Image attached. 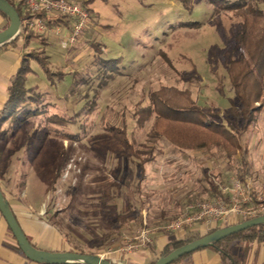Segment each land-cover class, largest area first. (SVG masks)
<instances>
[{"label": "rangeland", "instance_id": "rangeland-1", "mask_svg": "<svg viewBox=\"0 0 264 264\" xmlns=\"http://www.w3.org/2000/svg\"><path fill=\"white\" fill-rule=\"evenodd\" d=\"M89 9L98 16L92 15L88 33L72 49L62 50L53 37L44 38L48 50L40 44L26 49L49 56L50 68L64 73V80L56 77L51 87L43 68L31 62L36 74L29 85L39 86L43 95L39 105L25 109L37 115L38 106L44 113L33 118L23 111L10 125V135H0V149L14 162L10 171L24 176L31 201L45 200L43 211L58 235L75 249L95 254L123 242V233L138 231L134 224V234L121 228L118 214L136 210L144 225L159 231L188 202L212 199L207 179L229 187V180L237 178L239 156L227 161L216 148L179 151L156 137L155 118L140 127L134 112L150 105L153 92L176 87L191 90L200 106L219 111L223 121L236 100L228 65L239 54L241 19L232 12L218 13L211 0H195L192 12L174 0H99ZM192 23L200 25L186 26ZM91 42L100 43L103 59L121 60V73L103 87L107 73L94 62L97 52ZM124 121L137 148L145 144L156 150L144 176L138 161L122 156L125 146L118 132ZM244 139L250 148L247 179L262 204L264 114Z\"/></svg>", "mask_w": 264, "mask_h": 264}, {"label": "trees", "instance_id": "trees-1", "mask_svg": "<svg viewBox=\"0 0 264 264\" xmlns=\"http://www.w3.org/2000/svg\"><path fill=\"white\" fill-rule=\"evenodd\" d=\"M93 1L95 0H79L82 6L90 12L91 17L93 13L89 9V5ZM174 1L180 3L188 12H192L194 9L195 0ZM211 1L215 5V9L218 13L232 12L241 19L236 36L239 54L231 59L228 65V75L236 100L231 101L230 108L222 116L223 121L220 120L221 113L219 111L208 110L200 106L198 101L193 98V92L191 90H180L176 87H162L158 91L153 92L151 94L150 105L134 112V116L140 127H143L146 122L155 118L153 132L156 137L165 140L179 151L199 152L216 148L223 152L224 158L227 161H232L239 156L241 169L238 171L236 179L245 182L249 174L250 148L248 144L245 143L244 138L253 131L254 126L258 124L260 117L264 114V0ZM8 2L14 6L21 19L33 17L25 10L23 4L9 0ZM0 14L6 17L2 12H0ZM34 17L45 18L44 15L39 14ZM47 21L50 26H56L59 25L60 22H63L64 18L55 20L47 19ZM193 25L198 26L200 23L187 24L186 26L192 27ZM7 27H9V25ZM21 39L24 40L26 46L32 41L43 46H48L49 44L41 36L27 29H22L19 36L10 43V46L15 45ZM90 45L97 52L94 62L103 67L107 73L106 80L100 84V87H103L107 84V79L111 80L114 75L121 73V60H105L101 57L102 51L100 48L102 46L100 43L91 42ZM31 60L38 62L43 68L47 79L51 83V87L55 86L56 77L60 81L64 80V73L61 72L56 74L50 68L49 56L43 57L42 54L38 52L26 54L21 61L19 69L10 80L7 101L0 112V135H10V129H12L10 125L18 121L23 111H27V114H33L31 108H29V110L25 108L28 105H39L40 103L43 92H41L39 86L29 85L30 75L34 73L30 67ZM68 92L69 95L72 94L74 92V86H71ZM36 112L38 113L37 115L36 113L33 114V118H40L44 113V111H39L38 106H36ZM6 125H9L10 128L6 129ZM58 134L56 135L58 136ZM60 136H63L65 140L73 138L68 134H60ZM118 137L125 146V152L122 153V156L133 162L138 161L139 166L142 168V175L144 176L145 166L156 160L157 155L155 148L148 147L145 144H142L141 148H137V140L133 136H129L128 126L125 121L123 122V128L118 132ZM3 149L4 147L2 146L0 149V159ZM231 180H229V182H231ZM207 181L211 189L209 193L212 195V199L201 200L202 202H213L216 200L226 201L227 203L230 202L232 194L223 193L220 189V184L216 185L215 182L210 181V179H207ZM251 194L256 197L255 191L252 190ZM193 202L195 201L188 202L187 205ZM260 205L258 201L253 203V206ZM115 221L121 228L125 229L128 227L129 230L126 231L127 233L133 230V225L130 224H134V226L137 225L139 229H148L151 232V229L147 225H144L141 214L133 209L129 210L128 213L118 214ZM246 221L248 220H242L238 224ZM169 222H171V220L167 219V223L162 226L159 231H152L157 233L164 232ZM216 230L206 233L186 230L182 238L168 246L161 257L168 255L173 250L188 243L201 239ZM125 234L126 233H123L121 237ZM254 244H264V225L239 232L216 243L213 247L206 249H214L218 252L224 264H246L248 251ZM152 246L153 244L150 245V247ZM112 247H114V245L107 246L104 250ZM16 249L21 252L18 245ZM72 252L87 254L85 250L82 249H75ZM188 256L183 257L177 262H180ZM157 260L151 264H154Z\"/></svg>", "mask_w": 264, "mask_h": 264}, {"label": "crops", "instance_id": "crops-1", "mask_svg": "<svg viewBox=\"0 0 264 264\" xmlns=\"http://www.w3.org/2000/svg\"><path fill=\"white\" fill-rule=\"evenodd\" d=\"M97 1L99 0H95L91 4H95ZM92 13L93 15L96 14V16H98L97 13ZM9 24V20L0 14V32L6 30ZM59 25L62 27L63 31L68 30L71 26L70 21L67 19H64V21L60 22ZM93 29L95 30L96 28ZM34 42L35 41H32L28 46H26L24 44V40L21 39L15 45L10 46L9 43L0 47V112L7 101L8 88L11 78L19 69L23 57L30 53L26 49L39 44ZM49 45L50 44H48V46H43L44 49L48 50L51 48ZM32 61L34 60H31L30 64ZM35 74L36 72L30 76ZM38 148L42 150L41 147ZM6 149H9V146L8 148L6 146ZM40 152L41 151H39V153ZM10 159V154L6 156L5 152L2 153V157L0 159V188L27 238L37 248L45 251H74L75 248L70 246L62 237L58 235L52 226V223L45 215L43 211L45 200H41L40 202L36 201L35 203L31 201L28 196L29 193L27 192V184H23L25 181L24 176L17 172L15 173L13 170L10 171ZM13 163H11V166ZM242 220L244 219L241 216L232 214L226 221H220L210 228L202 226L199 232L206 233L212 230L225 228L238 224ZM152 230L153 229H151V236L153 238L152 247H150V245L140 247L130 253H110L107 255L108 260L112 261L114 264H151L161 257L168 246L176 240L182 238L184 235L182 232L174 233L164 231L162 233H157ZM119 245H121V243L116 244L114 247ZM16 247V240L0 212V264H36L28 260L18 249H16ZM107 250H103L99 253H104ZM174 264L224 263L220 254L214 249H204L197 251ZM246 264H264V244H254L250 248L247 254Z\"/></svg>", "mask_w": 264, "mask_h": 264}, {"label": "built area", "instance_id": "built-area-1", "mask_svg": "<svg viewBox=\"0 0 264 264\" xmlns=\"http://www.w3.org/2000/svg\"><path fill=\"white\" fill-rule=\"evenodd\" d=\"M23 4L30 16L21 19V29H27L42 38L54 37L58 39L62 50L68 51L81 42L88 33L92 23L90 12L77 0H9ZM44 15L45 18L34 17ZM64 18L70 21V28L63 31L60 25L50 26L47 19L55 20ZM251 180L245 182L233 178L230 186H221L223 193L232 194L229 202L231 208L225 206V201L213 202L195 201L188 204L182 213L169 222L166 232L184 233L186 230L200 231L202 226L212 227L220 221H226L232 214L241 216L243 219H254L264 215V203L260 208H247L253 206L256 201L251 194ZM245 207H244V206ZM153 243L151 232L140 228L134 235H124L121 245L109 248L106 252L99 254L107 258L110 253H130L134 250L149 246Z\"/></svg>", "mask_w": 264, "mask_h": 264}, {"label": "water", "instance_id": "water-1", "mask_svg": "<svg viewBox=\"0 0 264 264\" xmlns=\"http://www.w3.org/2000/svg\"><path fill=\"white\" fill-rule=\"evenodd\" d=\"M0 12L9 19V27L0 32V47L14 41L20 34L21 18L16 9L8 0H0ZM0 212L7 222L22 254L36 264H113L110 260L97 254H82L77 252H51L35 247L27 238L18 223L12 208L0 189ZM264 225V216L248 220L246 222L220 228L213 233L188 243L173 250L166 256L159 258L154 264H174L185 256L199 250L213 247L216 243L225 240L239 232Z\"/></svg>", "mask_w": 264, "mask_h": 264}]
</instances>
